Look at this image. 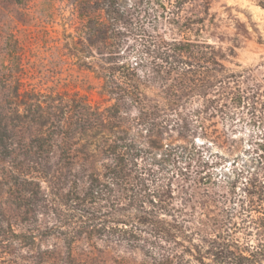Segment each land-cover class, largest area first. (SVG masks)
<instances>
[{
    "label": "trees",
    "instance_id": "16d2710c",
    "mask_svg": "<svg viewBox=\"0 0 264 264\" xmlns=\"http://www.w3.org/2000/svg\"><path fill=\"white\" fill-rule=\"evenodd\" d=\"M212 1L74 0L109 104L10 88L21 113L0 108V163L18 119L21 168L0 166V194L21 177V229L0 224L4 264H264V84L206 39ZM240 113L262 129L234 178L192 155L160 168L165 134L212 136Z\"/></svg>",
    "mask_w": 264,
    "mask_h": 264
},
{
    "label": "rangeland",
    "instance_id": "374dc122",
    "mask_svg": "<svg viewBox=\"0 0 264 264\" xmlns=\"http://www.w3.org/2000/svg\"><path fill=\"white\" fill-rule=\"evenodd\" d=\"M75 9L74 0H0V108L5 114H12V109L21 113V97L16 99L10 94V88H21V83L59 100L84 98L102 108L109 104L104 80L96 68L88 67L100 58L98 45L79 43L80 20ZM211 10L216 20L206 39L225 55L227 68L252 69L264 84V9L253 0H213ZM127 42L122 60L135 62L136 57L125 52L131 41ZM215 120L210 130L217 132L212 136L178 130L165 134L155 155L160 168L170 174L178 172L192 155V169L198 160H210V171L215 175L234 178L236 168L250 164V148L262 128L241 113L233 119ZM14 124L18 125L17 150L14 159L4 164L21 168V120ZM14 170L21 173V169ZM10 182L8 193L0 194V224L12 222L20 230L21 177ZM3 256L0 254V264H4ZM136 258L141 260L140 255Z\"/></svg>",
    "mask_w": 264,
    "mask_h": 264
}]
</instances>
